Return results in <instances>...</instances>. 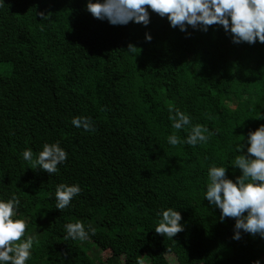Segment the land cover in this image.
<instances>
[{"label": "trees", "instance_id": "trees-1", "mask_svg": "<svg viewBox=\"0 0 264 264\" xmlns=\"http://www.w3.org/2000/svg\"><path fill=\"white\" fill-rule=\"evenodd\" d=\"M4 4L0 198L16 195L25 235L38 234L26 264H264V239L241 231L233 240L234 219L221 223L202 200L207 166L231 165L240 135L264 124V44H234L219 25L181 32L151 12L146 27L112 26L94 19L85 0ZM170 109L192 124L172 128ZM74 117L90 118L94 131L74 127ZM195 124L212 133L206 142L168 143ZM57 141L68 159L56 174L22 158ZM60 183L81 193L59 212ZM167 207L182 217L173 240L154 231ZM77 220L95 235L64 239Z\"/></svg>", "mask_w": 264, "mask_h": 264}, {"label": "clouds", "instance_id": "clouds-1", "mask_svg": "<svg viewBox=\"0 0 264 264\" xmlns=\"http://www.w3.org/2000/svg\"><path fill=\"white\" fill-rule=\"evenodd\" d=\"M4 0H0V7ZM85 10L94 19L107 21L112 26L127 25L129 22L147 26L150 23V12L168 21L169 27L187 33V28L207 32L209 26L219 25L234 44H264V0H85ZM47 17L41 15V19ZM145 40L150 42L151 36L145 33ZM129 50L135 49L131 44ZM168 119L171 127L182 130L192 124L191 117L170 109ZM264 119L260 116L259 119ZM71 123L84 131H94L90 118L74 117ZM212 133L201 124L192 125L191 131L181 140L176 135L168 137L172 146L186 144L195 147L206 142ZM235 147L237 155L231 165H217L215 162L207 166L203 199L209 207L219 210V221L233 218V240L241 239V231L264 239V124L255 130H249ZM22 158L29 162L32 169H40L48 175L58 172V165L64 164L68 153L60 146L59 141L44 143L42 150L35 158L31 148L24 150ZM239 169L240 174L230 179L229 168ZM79 184L56 185L54 198L56 209L68 208L74 197L79 196ZM20 200L16 195L8 199L0 198V264H26L32 256L37 233L25 235L26 223L16 218ZM158 222L155 233L173 240L183 231L179 211L172 207L162 208L156 213ZM64 239L81 242L95 235V228L77 220L67 223ZM23 238V239H22ZM252 264H261L256 259Z\"/></svg>", "mask_w": 264, "mask_h": 264}, {"label": "rangeland", "instance_id": "rangeland-1", "mask_svg": "<svg viewBox=\"0 0 264 264\" xmlns=\"http://www.w3.org/2000/svg\"><path fill=\"white\" fill-rule=\"evenodd\" d=\"M3 67H5V66H4V65H1V66H0V68H3Z\"/></svg>", "mask_w": 264, "mask_h": 264}]
</instances>
